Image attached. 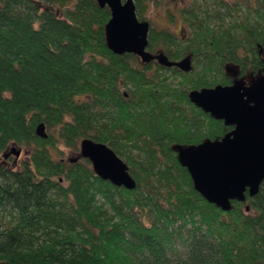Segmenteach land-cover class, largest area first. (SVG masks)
Here are the masks:
<instances>
[{
  "label": "trees",
  "instance_id": "obj_1",
  "mask_svg": "<svg viewBox=\"0 0 264 264\" xmlns=\"http://www.w3.org/2000/svg\"><path fill=\"white\" fill-rule=\"evenodd\" d=\"M134 1L140 21L165 3ZM166 13L186 33L151 26L148 50L190 56L189 73L114 54L111 11L96 0H0V154L30 149L20 169L0 164V264H264V183L224 211L176 150L233 130L190 94L232 85L231 66L264 73V0H189ZM87 138L126 162L135 190L61 158Z\"/></svg>",
  "mask_w": 264,
  "mask_h": 264
},
{
  "label": "water",
  "instance_id": "obj_2",
  "mask_svg": "<svg viewBox=\"0 0 264 264\" xmlns=\"http://www.w3.org/2000/svg\"><path fill=\"white\" fill-rule=\"evenodd\" d=\"M96 1L101 8L108 7L111 11L105 32L108 48L114 54H133L145 65L156 62L186 73L192 71L190 56L172 62L166 54L155 55L148 50L151 24L139 20L134 0ZM190 98L205 113L233 127L221 140L176 149L196 191L228 212L232 201L245 202L247 193L256 197L264 183V73L251 85L242 79L235 80L230 86L192 91ZM37 135L49 137L44 123L37 127ZM11 152L17 157L21 155L17 148ZM80 152L81 157L71 159V163L89 160L101 180L130 191L137 188L129 166L109 146L87 138L81 141Z\"/></svg>",
  "mask_w": 264,
  "mask_h": 264
},
{
  "label": "rangeland",
  "instance_id": "obj_3",
  "mask_svg": "<svg viewBox=\"0 0 264 264\" xmlns=\"http://www.w3.org/2000/svg\"><path fill=\"white\" fill-rule=\"evenodd\" d=\"M163 2H165L164 4L167 3L166 7H164L163 4L160 5L159 8L149 9L147 22H149L153 28H156L158 30L169 28L173 33H175L178 36H181L183 33H186V26L183 24L181 17H178L177 21L174 24H170L166 11L169 9L171 11H174L176 10V8L185 6L189 3V0H163ZM140 63L142 64V62ZM228 73L234 77V81L242 79L245 80L248 83V85H251L257 78V77L256 78L253 77L251 74H249L247 77L241 78L238 68L235 66H231L230 69L228 70ZM47 133L49 135L50 132L47 130ZM12 149L5 152L4 154H0V164H4L14 170H18L22 167L24 161L28 159L30 155V149L17 148V150L21 151V155L19 157H17L15 154L11 152ZM62 153L63 154L61 155V158H63L67 162H69L71 159H76L81 157L80 146L78 151L64 148ZM6 155H8V157H5Z\"/></svg>",
  "mask_w": 264,
  "mask_h": 264
}]
</instances>
